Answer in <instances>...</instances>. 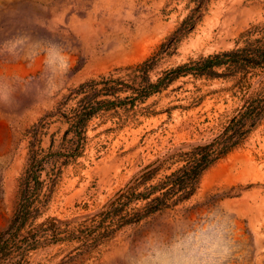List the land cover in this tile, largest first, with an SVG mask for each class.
Returning <instances> with one entry per match:
<instances>
[{"label": "rangeland", "instance_id": "obj_1", "mask_svg": "<svg viewBox=\"0 0 264 264\" xmlns=\"http://www.w3.org/2000/svg\"><path fill=\"white\" fill-rule=\"evenodd\" d=\"M263 42L264 0H0V236L29 216L0 264H264V114L188 198L106 213L264 89V66L187 68Z\"/></svg>", "mask_w": 264, "mask_h": 264}, {"label": "trees", "instance_id": "obj_2", "mask_svg": "<svg viewBox=\"0 0 264 264\" xmlns=\"http://www.w3.org/2000/svg\"><path fill=\"white\" fill-rule=\"evenodd\" d=\"M244 52V53H242ZM227 65V69L237 71L243 66H264V42L258 47H248L240 50H231L210 55L187 69L198 75H214L215 66ZM187 65L177 68L181 72ZM244 67V68H245ZM264 114V89L257 96L245 100L243 107L229 120L224 130L213 140L199 143L192 149L182 152L180 155L185 163L163 180L155 185H150L144 191L135 192L134 188L144 184L153 174L154 163L142 169L132 180V185L124 191L118 192V196L111 203L106 213H114L120 205L133 199H149L144 206L145 212L138 214L137 219L169 205L178 203L189 196L195 190L196 183L201 173L220 157L236 146L244 136L257 124ZM35 163L28 169V175L21 182L22 195L25 196L29 189L32 177L36 176ZM129 186V185H128ZM159 191V194L152 196ZM20 203V208L14 214L6 231L0 236V253L14 240L15 234L24 226L29 216ZM43 224V223H42ZM29 240V239H27Z\"/></svg>", "mask_w": 264, "mask_h": 264}, {"label": "clouds", "instance_id": "obj_3", "mask_svg": "<svg viewBox=\"0 0 264 264\" xmlns=\"http://www.w3.org/2000/svg\"><path fill=\"white\" fill-rule=\"evenodd\" d=\"M163 264H195V262L185 258L183 259V261H181L180 259H177L176 261H172V262L166 260L163 262Z\"/></svg>", "mask_w": 264, "mask_h": 264}]
</instances>
